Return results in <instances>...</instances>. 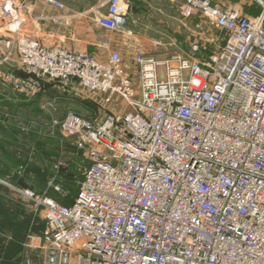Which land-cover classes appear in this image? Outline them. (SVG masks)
I'll return each instance as SVG.
<instances>
[{"label":"built area","instance_id":"built-area-1","mask_svg":"<svg viewBox=\"0 0 264 264\" xmlns=\"http://www.w3.org/2000/svg\"><path fill=\"white\" fill-rule=\"evenodd\" d=\"M181 1L222 43L201 37L165 59L139 52L133 79L119 51L102 60L45 46L22 32L30 5L0 0L9 32L0 66L17 57L25 72L0 75L12 97L77 81L106 106L132 109L109 107L99 122L69 112L38 130L72 137L90 165L71 205L11 185L46 223L28 235L25 264H264V0L257 15L226 0ZM129 4L109 0L98 24L125 33Z\"/></svg>","mask_w":264,"mask_h":264},{"label":"crops","instance_id":"crops-1","mask_svg":"<svg viewBox=\"0 0 264 264\" xmlns=\"http://www.w3.org/2000/svg\"><path fill=\"white\" fill-rule=\"evenodd\" d=\"M17 1L30 5V9L24 13L26 21L22 28L23 33L37 38L45 46L59 45L69 50L86 51L102 60L107 59L113 50H117L122 55L127 73L133 79L137 78L138 66L135 55L139 52L145 53L143 41L137 33L149 28L141 12L142 8H145L146 0H129V17L125 33L110 31L98 24V18L107 13L109 0H57L63 3V7L55 5L50 0ZM224 5L226 8L239 9L245 15H257L263 11V6L256 0H228ZM5 36H9V32L0 18V57L9 49V46L2 42ZM3 71L25 76L17 57L0 66V75ZM70 91L83 94V89L77 81L67 85L45 81L43 89L36 96L50 97L56 94L55 92ZM37 102L33 97L24 95L15 99L10 89L0 83V159L21 157L22 149L16 144L21 142L29 148L32 145L30 134L35 131L34 127L45 129L52 122L53 119L48 116L46 119L37 117L35 111L38 109ZM49 103H42L41 107L48 109ZM113 107L117 108L116 106L110 108ZM36 132L42 134L43 130ZM30 148L32 150L33 147ZM31 150L29 156L32 155ZM11 173L13 171L9 174Z\"/></svg>","mask_w":264,"mask_h":264},{"label":"rangeland","instance_id":"rangeland-1","mask_svg":"<svg viewBox=\"0 0 264 264\" xmlns=\"http://www.w3.org/2000/svg\"><path fill=\"white\" fill-rule=\"evenodd\" d=\"M227 2L228 0L225 1V3ZM181 5V0H146L145 8H142L143 10L141 12L147 24H149V28H147L146 31L137 33L139 38L143 41V50L146 54L154 55L159 59L170 58L178 54H189L191 51L190 44L201 37H218L219 41L217 44L219 45L222 43L221 39L223 34L207 17L202 15L186 17L182 14ZM213 46L214 44H212L211 48H213ZM55 93L56 94L50 97L40 98L36 95L33 96L35 102L38 100L37 105L39 110L37 108L35 110L38 114L37 117L46 119L48 116L53 120L62 122L69 111H71L78 113L87 120L90 119L99 122L108 112V107H110L104 104L103 97L100 94L86 89H83V94H77L76 91ZM39 100L43 104L50 102L48 104V109L42 108V103L40 104ZM112 106H114V104H112ZM116 107L122 111L132 110L125 102H122ZM49 128L50 126L48 125V128L45 130L48 132ZM39 129L34 127L35 131ZM58 133L55 136L49 135V137H56ZM60 135L67 139L69 143L68 149H66V147L65 149H58L54 147L52 143L45 144L32 140L33 148L32 150L30 148L31 146L29 148L35 161H33L34 164L28 172L30 173V177L35 179L38 173L37 169L42 168L43 165L47 170L46 178L43 179L42 176L39 177L43 182L47 180L46 189L53 188L50 186V182L52 181V183L58 185L60 188V190L54 188L56 192L61 193L64 197L70 193V190L77 188L83 176L85 168L84 163L87 159L82 156L83 159H81V163L79 162V164L75 165L73 159L79 154L78 151L74 149L73 138L65 137L62 134ZM27 140H29V138H27ZM39 152L42 153V157H44L45 160H42V157L39 158L38 155V159H35V155ZM15 158L16 160H10L12 163H16L13 168V173L15 174L11 173L12 177H15L16 174L20 175L19 173H24L27 168L26 163L22 162V157ZM57 165L60 166L58 167ZM17 175L16 177H18ZM27 184H30V182ZM78 193L79 189L71 192L69 196L63 198L64 202L66 204H72ZM56 196L59 197L60 195ZM23 203L28 210L32 211V203L30 201L25 199Z\"/></svg>","mask_w":264,"mask_h":264},{"label":"trees","instance_id":"trees-1","mask_svg":"<svg viewBox=\"0 0 264 264\" xmlns=\"http://www.w3.org/2000/svg\"><path fill=\"white\" fill-rule=\"evenodd\" d=\"M60 134L61 133H58L56 137H49L34 131L30 135L33 141L35 140L36 142L45 144L52 143L53 146L58 149H65V147L68 149L69 143L67 139ZM73 145L74 149L77 150L74 139ZM16 146L22 149L20 156L22 157V162L26 163L27 165L24 173L20 175L16 174L18 177H16V175L15 177H12L9 173L13 171L14 165H16V163H12L10 160L16 159H0V178L8 182V184L0 182V264H25L26 256L31 255V253L28 252L26 248L28 235L31 232L41 233L46 225L45 220L42 219L40 215H35L32 211L27 209L23 203L25 200H23V198L14 190L13 187H29L36 190L37 192H43L48 189L49 196L55 198L57 201L65 205L71 204H66L63 198L69 196L71 192L79 189L78 184L76 189L70 190V193L64 197L61 195V193H57L54 188L46 189L47 180L44 181V183L39 176H42L43 179L46 178L45 176L47 174V170L42 165V168L37 169V177L35 179L31 178L28 171L34 164L33 161H35L33 154L29 156L30 148H26L21 142H18ZM78 154L79 155L73 159L75 165L79 164V162L81 163V159H83L79 151ZM37 155L39 158L43 156L42 153L39 152L35 155V159H38ZM28 157L30 159H28ZM42 160H45L44 157H42ZM44 165L47 166L46 164ZM89 165V161L84 163L85 168ZM28 182H30V184H27ZM56 195L60 196L58 197Z\"/></svg>","mask_w":264,"mask_h":264}]
</instances>
